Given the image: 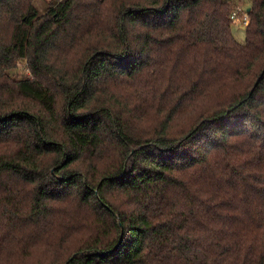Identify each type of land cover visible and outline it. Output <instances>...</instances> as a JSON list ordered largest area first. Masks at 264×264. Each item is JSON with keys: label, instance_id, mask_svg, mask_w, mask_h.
Wrapping results in <instances>:
<instances>
[{"label": "trees", "instance_id": "obj_1", "mask_svg": "<svg viewBox=\"0 0 264 264\" xmlns=\"http://www.w3.org/2000/svg\"><path fill=\"white\" fill-rule=\"evenodd\" d=\"M37 1L0 0V264H264V0L242 43L233 0Z\"/></svg>", "mask_w": 264, "mask_h": 264}, {"label": "rangeland", "instance_id": "obj_2", "mask_svg": "<svg viewBox=\"0 0 264 264\" xmlns=\"http://www.w3.org/2000/svg\"><path fill=\"white\" fill-rule=\"evenodd\" d=\"M49 1L50 0H38L35 3V6L38 8L40 13H42L45 10L46 5ZM233 2L235 5L234 10L240 9L241 12L246 11L247 7L250 5V0H233ZM242 27H244V26H239L235 23L231 24L232 36L234 37V39L236 41L241 42V43L245 39V31H244V29H242ZM10 73L13 76H15L16 78L27 77L30 74L27 67H26V62L24 60H19L16 63V68L14 70H12Z\"/></svg>", "mask_w": 264, "mask_h": 264}, {"label": "built area", "instance_id": "obj_3", "mask_svg": "<svg viewBox=\"0 0 264 264\" xmlns=\"http://www.w3.org/2000/svg\"><path fill=\"white\" fill-rule=\"evenodd\" d=\"M247 11L241 12L240 9L233 10L231 14V21L239 26H246L248 23Z\"/></svg>", "mask_w": 264, "mask_h": 264}, {"label": "water", "instance_id": "obj_4", "mask_svg": "<svg viewBox=\"0 0 264 264\" xmlns=\"http://www.w3.org/2000/svg\"><path fill=\"white\" fill-rule=\"evenodd\" d=\"M242 29H244V27H242Z\"/></svg>", "mask_w": 264, "mask_h": 264}]
</instances>
